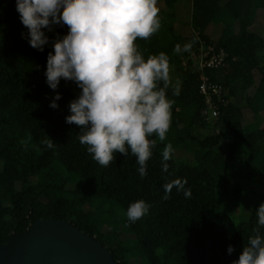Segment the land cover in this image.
I'll return each instance as SVG.
<instances>
[{"label": "trees", "instance_id": "1", "mask_svg": "<svg viewBox=\"0 0 264 264\" xmlns=\"http://www.w3.org/2000/svg\"><path fill=\"white\" fill-rule=\"evenodd\" d=\"M160 1V31L136 42L145 58L160 52L170 57V76L181 91L173 96L168 90L175 100L168 133L191 157H172L164 173L157 142L141 178L131 154L117 153L108 167L98 165L79 143L80 129L65 120L81 89L64 79L56 90L46 83L51 41L57 33L65 35L67 27L44 29L50 43L43 51L34 49L21 35L28 30L16 0H0V244L37 220L54 219L93 237L117 264H233L255 235L256 210L264 203V37L252 27L257 11L264 12V0H184L179 6L177 0ZM176 25L187 34H176ZM195 36L199 39L191 53H173L175 45ZM208 47L227 54L223 66L196 65ZM204 76L221 86L216 119L204 113L208 105L199 89ZM57 92L62 98L53 109L49 105ZM47 136L56 143L53 149L41 143ZM21 140L28 141L26 149ZM240 148L242 167L236 161ZM239 178L243 183L227 190ZM173 179L187 180L190 198L173 188L170 198L162 199L163 185ZM249 185L257 191L248 232L233 222L225 203L240 201L236 192ZM141 199L150 205L149 213L131 223L127 209ZM111 204L126 225L111 223ZM107 220L113 231L104 228Z\"/></svg>", "mask_w": 264, "mask_h": 264}, {"label": "clouds", "instance_id": "2", "mask_svg": "<svg viewBox=\"0 0 264 264\" xmlns=\"http://www.w3.org/2000/svg\"><path fill=\"white\" fill-rule=\"evenodd\" d=\"M158 0H16L21 23L27 28L25 36L34 49L44 50L50 43L44 29L67 27V34L51 41L53 51L47 55L46 83L56 90L61 79L73 81L81 92L69 104L70 115L65 120L79 129L78 140L98 165L108 167L117 153L136 158L141 178L146 176L147 161L156 147L155 136L163 142L172 123V107L179 96V81L170 76V57L164 53L145 58L137 38L149 40L157 34L162 21ZM2 11V9H0ZM175 45L174 54L191 53L198 42ZM146 51V49H145ZM57 92L50 107L56 109L61 99ZM30 139V137H29ZM28 141L20 144L27 148ZM41 143L53 149L55 142L47 136ZM174 147L169 142L162 150V171L168 173ZM187 180L173 179L163 187L162 199L170 198L173 188L191 197ZM144 200L131 203L126 216L135 223L149 213ZM255 235L249 237L238 260L233 264H264V203L256 210ZM233 246L227 252L231 254Z\"/></svg>", "mask_w": 264, "mask_h": 264}, {"label": "water", "instance_id": "3", "mask_svg": "<svg viewBox=\"0 0 264 264\" xmlns=\"http://www.w3.org/2000/svg\"><path fill=\"white\" fill-rule=\"evenodd\" d=\"M0 264H117L93 237L74 225L40 219L0 244Z\"/></svg>", "mask_w": 264, "mask_h": 264}, {"label": "rangeland", "instance_id": "4", "mask_svg": "<svg viewBox=\"0 0 264 264\" xmlns=\"http://www.w3.org/2000/svg\"><path fill=\"white\" fill-rule=\"evenodd\" d=\"M177 6L179 5H183L186 4V2L184 0H177ZM157 6L161 9L163 6V2H161L160 0L158 1ZM176 27L179 29H177V31L175 32L176 34H182L185 35L187 34V31H183L182 28L179 25H176ZM252 30L256 31L257 33L260 34V36L264 37V12L261 11H257L256 14V23L254 24V26L252 27ZM68 31V30H67ZM67 34V32H66ZM252 89H250L248 91V93H251ZM250 112L245 110L244 111V115L245 117H249ZM263 123H264V118H263ZM157 140V142L161 143V152L163 150V148L165 147V145L167 143H171L174 147V153H173V158L175 160H181L184 159L185 157H191V155H189L183 148H181V145L179 144V142H175L172 138H170V134L167 133V138L165 141L161 142L158 140V138H155ZM243 159H244V153H243V148H240L239 153L236 156V161L238 162V165L240 167H242L243 165ZM224 173L227 175L228 174V169H226L224 171ZM242 184L243 180L241 178L236 179L234 181H232L230 184L227 185V190L231 191L233 189V187L235 186V184ZM255 190V188H252V186H248L247 189H240V191L236 192L237 196H240V201H237L236 203H225L227 205V210L230 214V217L232 218L233 222L236 224L238 222H241L244 229L248 230L249 232V228H248V224H247V218L248 215L251 211L252 205L255 202L256 198H255V194L253 195V191ZM257 190H255L256 192ZM240 193V194H239ZM260 193V190L259 192ZM224 200H226V198L224 197ZM111 207V223H113L114 225H118V224H123L126 225L124 223V221L122 220V218L119 217L118 213H120V211H116L113 204L110 205ZM118 212V213H117ZM109 220L106 221V223L110 222ZM109 223L104 227L108 230H112L111 226L109 227ZM121 228H123L121 225H119ZM126 237L132 239L133 235L132 234H127Z\"/></svg>", "mask_w": 264, "mask_h": 264}, {"label": "built area", "instance_id": "5", "mask_svg": "<svg viewBox=\"0 0 264 264\" xmlns=\"http://www.w3.org/2000/svg\"><path fill=\"white\" fill-rule=\"evenodd\" d=\"M226 56L227 54L223 50L215 52L212 50V47H208L200 53L195 63L202 69H217L225 64ZM195 57L197 56L194 55ZM199 89L205 95V102L208 105V110L204 113L210 112L211 117L216 119L219 114L218 102L222 101L221 86L210 81L208 76H204L199 85Z\"/></svg>", "mask_w": 264, "mask_h": 264}]
</instances>
